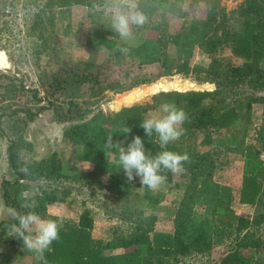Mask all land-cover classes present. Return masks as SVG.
I'll return each instance as SVG.
<instances>
[{"label":"trees","instance_id":"trees-1","mask_svg":"<svg viewBox=\"0 0 264 264\" xmlns=\"http://www.w3.org/2000/svg\"><path fill=\"white\" fill-rule=\"evenodd\" d=\"M150 1L154 4L150 2V8H140L149 18L140 44L118 43L110 31H105L88 39L87 45L92 44L106 53L107 61L126 56L137 68L155 67L157 74L153 80L172 71L180 75L190 73L202 83L212 84V90L159 91L145 103L104 113L92 107L106 93L124 91L111 75L109 66L88 68L74 63L57 70L48 81H41V97L16 79V83L8 79L2 86L0 139L6 141L4 159L12 175L10 180L0 183L2 201L6 208H14L21 214L35 212L44 219L63 221L59 240L45 252L47 264H177L182 257L207 254L217 240L227 237L233 203L254 206L258 201L264 202V162L259 157L264 152V0H231L236 3L228 10L222 0H205L202 17L182 19L174 25L167 19L174 2ZM76 2L87 4L88 0H47L44 6L59 8ZM117 45L128 48L127 55L113 51ZM223 48H227L237 63L217 56ZM195 50L208 57L205 66L191 65ZM147 82L151 81L137 84ZM24 94H31L36 103L34 109L25 105L15 107L14 100L19 103ZM43 101L45 105H38ZM164 103L174 104L188 117L182 125L184 135L166 149L189 156V161L183 164L185 185L181 202L171 213L170 232L155 230V215L144 216L131 207L136 177L128 181L118 161L113 159L119 155L118 149L112 150V154L105 149L109 136L114 143L122 142L125 148L133 137L139 136L146 153L155 156L165 150L160 148L155 134L148 138L140 127L142 121L151 118L150 114L160 117ZM253 105L260 106V124L254 141L246 143ZM44 110H51L54 118L64 123L62 140L77 147L75 157L89 168L72 164L71 173L65 174L60 151L38 160L22 159L23 154L31 151L24 131ZM125 127L131 131L123 133ZM214 144L239 154L240 179L235 193L211 178L210 159L214 149L212 154L198 150ZM22 167H27L28 174L20 171ZM163 174L166 182L171 183L173 173ZM31 183L35 192L23 196L31 190ZM72 186L102 195L104 201H116V218L129 223L130 229L121 232L115 227L108 239H94L88 209H82L75 219L49 216L48 206L69 205ZM13 223L17 221L12 218L0 221V232L6 235L3 240L14 250H25L22 241L11 236L8 230ZM235 227L233 249L218 264H260L257 256H264L263 215L239 216ZM27 253L32 263L37 264L33 253Z\"/></svg>","mask_w":264,"mask_h":264},{"label":"rangeland","instance_id":"rangeland-1","mask_svg":"<svg viewBox=\"0 0 264 264\" xmlns=\"http://www.w3.org/2000/svg\"><path fill=\"white\" fill-rule=\"evenodd\" d=\"M46 1L0 0V51L4 53L7 59V68H0V94L3 92L2 86L9 81L8 79H14L13 82H20L25 88L36 90L39 97H41L43 96L40 87L41 81H48L57 70L69 68L74 63L85 67L89 66L88 68L109 66L111 75L122 85L123 92L106 93L105 97L92 107L93 110H100L104 113L116 112L121 107L145 103L151 95L159 91L148 93L127 106L114 107L117 98L134 90H143L156 82L178 81L194 83L197 86L194 89L175 90L171 88L166 91H210L213 89L212 84L202 83L201 79H196L190 73L180 75L172 71L168 76L153 80L157 74L155 67L137 68L134 61L126 56L107 61L106 53L99 51L92 44L87 45L88 39L91 37L110 31L118 43L136 46L141 43L146 35V25L149 18L142 27L133 26V37L124 41L111 28L113 0H88L87 4L76 2L68 6L51 7L50 9L44 6ZM170 1L175 4L172 12L167 16L171 25L182 19L202 17L204 14L205 0ZM150 2V0H136L139 9L143 6V10H146V7H151L152 2ZM221 2L226 10L232 9L236 3L231 0H222ZM217 56L230 63H237L235 59L230 57L227 48H223ZM207 62L208 57L200 54L198 50L194 51L191 65L205 66ZM142 81L151 82L137 84ZM20 102L17 103L14 100L15 107L21 105L33 109L36 107L31 94L21 96ZM41 103L38 105H45L44 101ZM150 116L151 118L157 117L153 114H150ZM260 116V106L253 105L251 122L246 131V143L254 141L256 129L260 124ZM63 126L64 123L57 121L51 110L42 111L33 122L27 125L24 131L23 136L31 144V151L28 154H23L22 159L38 160L53 151H60L65 174L71 173L70 166L72 164L82 169L89 168L88 164L78 161L75 157L77 147L62 140L61 129ZM5 146L6 141L0 139V183L3 180L12 178L4 159ZM211 149H214V152ZM198 150L201 152L208 150L211 151V154L213 152L210 159L211 178L216 183L230 187L235 193L240 179L241 159L238 152L228 151L217 144L198 148ZM118 156L115 155L113 159L115 158L118 161ZM259 157L264 162L263 151L259 153ZM184 177L185 175L182 173L173 174L171 183L168 184L165 181L155 190L141 186L139 177H136V187L131 194L134 204L131 207L136 211H140L144 216L155 215V230L170 232L172 230L171 213L181 202L185 185ZM29 185H31V190L23 193L25 197L31 196L35 192V186L32 183ZM1 193L0 189V221H6L11 217L7 213L8 208L3 204ZM117 207L116 201L113 202L110 199L104 201L102 195L73 187L68 206L50 205L47 207L46 213L49 216L75 219L82 209H88L93 217V237L106 240L115 227H118L121 232L130 229L129 223H122L116 218V214H118ZM259 215L264 217V202L262 201H258L254 206L233 203L231 205V218L227 225V237L217 240L207 254L185 256L177 264H218L220 258L233 249L236 218L239 216L252 218ZM1 235L0 264H33L27 250H14L12 246L4 242L3 239L6 235ZM257 259L260 264H264V256L258 255Z\"/></svg>","mask_w":264,"mask_h":264},{"label":"clouds","instance_id":"clouds-1","mask_svg":"<svg viewBox=\"0 0 264 264\" xmlns=\"http://www.w3.org/2000/svg\"><path fill=\"white\" fill-rule=\"evenodd\" d=\"M146 22L147 17L139 9L136 0H113L111 28L121 40L131 39L133 26L142 27ZM113 51L127 55L129 49L117 45ZM161 110L163 114L160 117L148 118L140 124L146 136L151 138L155 134L160 148L165 149L155 156L146 153L144 142L139 136L133 137L126 148L121 146L122 142L114 143L111 136L105 142V149L109 154H112L114 149L119 150L118 165L127 180L132 181L134 176L139 177L141 186L150 190H155L165 183L167 177L163 173H182L183 164L189 161L187 153L178 154L166 150L170 143L178 141L184 135L185 130L182 125L188 118L186 113L170 103H164ZM130 131L128 127L123 129L125 134ZM20 171L28 174L27 167H22ZM7 213L17 221L8 226L11 236L22 241L24 249L33 253L37 264H47L45 252L50 250L54 241L59 240L63 221L44 219L35 212L21 214L14 208H8Z\"/></svg>","mask_w":264,"mask_h":264},{"label":"bare ground","instance_id":"bare-ground-1","mask_svg":"<svg viewBox=\"0 0 264 264\" xmlns=\"http://www.w3.org/2000/svg\"><path fill=\"white\" fill-rule=\"evenodd\" d=\"M0 68H7V59L3 52L0 51ZM197 86L194 83H183V82H167V81H161L156 82L155 84H152L148 86L147 88L143 90H134L133 92H129L126 95H123L116 99L114 107L119 106H127L134 101H137L141 97L145 96L148 93H154L156 91H166L168 89H175V90H181L184 88L188 89H194ZM207 87V86H205Z\"/></svg>","mask_w":264,"mask_h":264},{"label":"crops","instance_id":"crops-1","mask_svg":"<svg viewBox=\"0 0 264 264\" xmlns=\"http://www.w3.org/2000/svg\"><path fill=\"white\" fill-rule=\"evenodd\" d=\"M92 220H93V217H92ZM91 236H92V238H94L92 235V231H91ZM94 239H100V238H94ZM101 240H105V239H101Z\"/></svg>","mask_w":264,"mask_h":264}]
</instances>
